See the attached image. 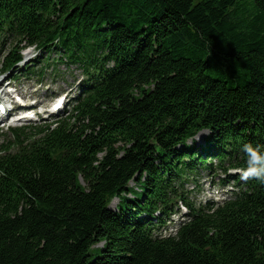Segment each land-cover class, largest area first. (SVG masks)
Wrapping results in <instances>:
<instances>
[{
	"label": "trees",
	"instance_id": "16d2710c",
	"mask_svg": "<svg viewBox=\"0 0 264 264\" xmlns=\"http://www.w3.org/2000/svg\"><path fill=\"white\" fill-rule=\"evenodd\" d=\"M0 58L85 76L67 115L0 143V264H264V183L228 173L264 151V0H0ZM219 168L234 198L190 201Z\"/></svg>",
	"mask_w": 264,
	"mask_h": 264
},
{
	"label": "rangeland",
	"instance_id": "374dc122",
	"mask_svg": "<svg viewBox=\"0 0 264 264\" xmlns=\"http://www.w3.org/2000/svg\"><path fill=\"white\" fill-rule=\"evenodd\" d=\"M33 48H25L23 50L24 54L28 56L26 61H29L36 56ZM37 50V49H36ZM38 52V51H37ZM55 57V55H52ZM1 61V58H0ZM36 69L39 70V66H36ZM59 69L62 71L61 75L54 74L52 72V68H46L45 75L41 76H30L25 78L20 77V73L18 71L0 73V80L4 77L1 84L5 86L11 80V86H14L17 91L26 96L29 100V103L32 102L37 104L38 108L36 111H40L42 113V109L45 108L44 116H40V114H35L33 111L31 112L32 119H25L22 122H10L8 119L6 123L0 125V143L9 139H12V136L8 134L9 127H20L25 125H41L44 123H51L55 119L50 117V110L54 107L55 101L59 98H63L65 101L63 105L65 108L61 113L64 112L66 108H69L72 99L79 93L80 82H84L85 76L83 75L80 68L75 65H71L68 69H65L64 66L60 65ZM19 76V77H17ZM17 77V78H16ZM10 78L9 81H7ZM52 107V108H51ZM34 110V111H35ZM28 115V114H27ZM28 115V116H29ZM50 117V118H49ZM49 118V119H48ZM52 119V120H51ZM46 120V121H44ZM207 132H200L195 140L198 144H200L206 135ZM8 134V136H7ZM191 140L189 141V143ZM232 169H229V172H232ZM234 172H238L237 170ZM225 172H223L220 168L214 169L212 172L209 171H201L200 174L191 178L189 182H187L184 187L186 189V194L189 197V200L194 202L195 204L204 203L205 201L211 200L217 194L224 198V195L229 197L233 195L232 193V184H223L222 179L224 178ZM118 202V198H115L111 203V207H115ZM178 205V203H177ZM181 212H183L182 205L179 204ZM172 222H177V220L182 219V214L173 215Z\"/></svg>",
	"mask_w": 264,
	"mask_h": 264
},
{
	"label": "clouds",
	"instance_id": "9594fccd",
	"mask_svg": "<svg viewBox=\"0 0 264 264\" xmlns=\"http://www.w3.org/2000/svg\"><path fill=\"white\" fill-rule=\"evenodd\" d=\"M243 151L247 156L246 167L240 170L241 178L244 181L249 179H257L264 183V151L259 147H254L252 144H245ZM216 199H222L218 194Z\"/></svg>",
	"mask_w": 264,
	"mask_h": 264
},
{
	"label": "bare ground",
	"instance_id": "6f19581e",
	"mask_svg": "<svg viewBox=\"0 0 264 264\" xmlns=\"http://www.w3.org/2000/svg\"><path fill=\"white\" fill-rule=\"evenodd\" d=\"M2 88V87H1ZM0 88V89H1ZM1 93V95H4V94H6L5 93V91L4 90H2V92H0ZM17 93V95L19 96V97H24L23 95H21L18 91L16 92ZM60 100H58V101H56V103H55V105L57 104V106L59 105V104H61V102H59ZM13 104H15L14 102H12ZM29 103V102H28ZM31 103V102H30ZM56 106V107H57ZM52 110H55V106L50 110V114L49 115H51V114H53L52 113ZM6 115H7V113H0V123H2L3 122V120L4 119H6ZM11 120H13L14 122H16V123H18V122H22L23 120H25V119H31L32 117L29 115H17L16 117H14V115H12L11 117ZM9 119V118H8ZM230 184L231 183H233V181H231V182H229Z\"/></svg>",
	"mask_w": 264,
	"mask_h": 264
}]
</instances>
